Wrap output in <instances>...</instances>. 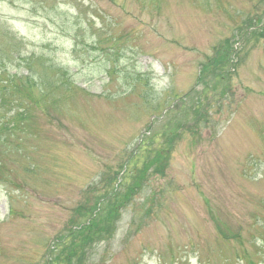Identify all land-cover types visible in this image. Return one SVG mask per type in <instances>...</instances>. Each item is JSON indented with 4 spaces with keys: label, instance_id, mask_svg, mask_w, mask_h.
<instances>
[{
    "label": "rangeland",
    "instance_id": "rangeland-1",
    "mask_svg": "<svg viewBox=\"0 0 264 264\" xmlns=\"http://www.w3.org/2000/svg\"><path fill=\"white\" fill-rule=\"evenodd\" d=\"M73 1L130 35L111 72L90 27L76 34ZM35 2L0 0V74L35 82L13 100L31 112L0 179L7 264H42L107 184L133 203L94 264H249L244 251L264 264V0H63L53 13ZM46 63L75 84L44 100L38 90L57 79ZM101 198L105 216L114 197Z\"/></svg>",
    "mask_w": 264,
    "mask_h": 264
},
{
    "label": "trees",
    "instance_id": "trees-1",
    "mask_svg": "<svg viewBox=\"0 0 264 264\" xmlns=\"http://www.w3.org/2000/svg\"><path fill=\"white\" fill-rule=\"evenodd\" d=\"M35 1L37 0H32V3H37ZM39 1L44 2V0ZM49 1L52 8L50 12L53 13L54 10H56L55 12L60 10L59 7L61 5L59 4L62 3L63 0ZM73 2L75 3L74 6L76 8V13L73 19L75 21L74 23L78 24L76 34L80 36L83 35V38H85V35L87 33L86 31L88 30L87 28L90 27L89 31L91 41L93 42V46L99 51V54L97 55V57H95V60H98L97 63L99 65L102 64L104 66L107 62H109V65L106 66V69L111 72L114 67H116V63H118L116 56L121 52V48L118 46L121 45V42H126L128 38H130V35L128 33L116 32L114 26L119 24L118 18L109 17L107 19H103L99 16L100 12L97 9L92 10L98 16V19L100 20L99 22L103 25L102 27H99L97 24L98 19L94 21L93 16H89L87 18L88 12H85L83 14L84 16H81L82 10H89V8H83V6L86 4L85 2L79 4L76 1ZM59 18L64 22L68 20L67 17ZM82 22L88 24L89 26L86 27V24L83 25ZM261 37H264V35H261ZM104 49L108 50L106 51V54L103 53ZM110 51L112 52L109 53ZM103 54L106 58H103ZM102 60H106L107 62L103 63ZM26 63L32 64L33 62L31 60H27ZM45 66L53 71V75H56L57 79L56 81H54V83H47L48 81H46L47 86L42 87V89L38 90L41 99L46 100L49 94H51L49 92L50 90L55 91V89L52 88L53 85H58L56 91L63 90L67 92L69 91L66 87L67 84H69V86L70 84H75L71 77H69L70 71L67 67H58L51 64H49L48 66L47 63L45 64ZM21 76L22 75L20 74V71L17 70L16 73H12L11 71H8V69H5V71L0 74V179L2 180L3 171L7 170L5 169V161L7 159L11 161L9 159L8 146H10V148L13 147L14 149L15 147H19V139H14L13 136L16 134L17 130H21L20 127L24 125L25 121L24 116L31 110V106L28 105V103L26 105L14 104L13 100L15 99V96L18 95V93L32 95L35 89L34 80H29L24 83L25 78ZM7 101L8 104H6ZM141 152H143V155H145V153L148 155L151 153L149 149L143 151L141 150ZM4 155L6 157L5 160ZM134 158L135 156H132V159ZM24 166L26 169L25 172L28 173V178L38 186L37 179L39 176H37V173L39 169L37 170L36 165L34 164L30 165L25 163ZM159 167L161 166H158V169H160ZM129 175H127L126 178H129ZM2 183H4V180ZM105 192L108 196L112 195L114 198L108 199V201L110 202V211L108 215L104 216V205L103 203H101V195L103 196ZM121 192H124L125 195L121 194ZM128 192L129 189L128 191H124L122 185L115 187V184H107L103 193L100 188H95V192H90L89 200L91 201V203L89 205L81 204L75 208L74 215L69 220V227L63 234L55 238L54 244L48 246V252L43 255L44 261L42 262V264H94V261L92 260V253L94 252L95 248L98 245L102 246L109 243L118 221L117 214L133 203V201L125 197L128 195ZM34 198L36 197L34 196ZM111 201H113L114 204ZM19 210L17 208H10L9 217L18 215L20 213ZM1 224H3L2 221H0V225ZM244 252L246 253V258H244L243 260H248L249 264H255V261L252 262L251 259H247V252ZM39 260H37L36 264ZM0 264H7V251L2 247L1 241Z\"/></svg>",
    "mask_w": 264,
    "mask_h": 264
}]
</instances>
